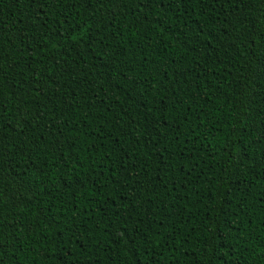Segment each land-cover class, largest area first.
<instances>
[{
    "label": "trees",
    "instance_id": "obj_1",
    "mask_svg": "<svg viewBox=\"0 0 264 264\" xmlns=\"http://www.w3.org/2000/svg\"><path fill=\"white\" fill-rule=\"evenodd\" d=\"M0 264H264V0H0Z\"/></svg>",
    "mask_w": 264,
    "mask_h": 264
},
{
    "label": "snow or ice",
    "instance_id": "obj_2",
    "mask_svg": "<svg viewBox=\"0 0 264 264\" xmlns=\"http://www.w3.org/2000/svg\"><path fill=\"white\" fill-rule=\"evenodd\" d=\"M34 2H36V0H34Z\"/></svg>",
    "mask_w": 264,
    "mask_h": 264
}]
</instances>
